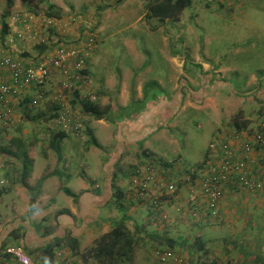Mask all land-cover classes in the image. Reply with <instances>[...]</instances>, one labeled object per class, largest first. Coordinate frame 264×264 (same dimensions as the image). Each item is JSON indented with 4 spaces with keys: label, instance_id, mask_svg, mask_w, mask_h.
Wrapping results in <instances>:
<instances>
[{
    "label": "rangeland",
    "instance_id": "374dc122",
    "mask_svg": "<svg viewBox=\"0 0 264 264\" xmlns=\"http://www.w3.org/2000/svg\"><path fill=\"white\" fill-rule=\"evenodd\" d=\"M9 1L11 5L8 8ZM147 2L148 0H0V39L6 35L11 36L9 27L7 34L1 35L2 15L5 10L10 13L6 21L10 18L14 24H19L13 20L15 15L26 13L37 16L34 20L41 23V36L49 38L56 34L60 36V42L56 43L72 45L86 39L91 34L94 37L90 59L87 58L89 59V75H86L87 90L95 93L98 89H102L105 94L102 99L103 104L98 102V97L96 103L102 107L110 105L111 109L103 118V123L96 118H90L87 123V120L84 121V128L88 124L99 145L90 143L88 135H84V129L80 135L83 138L77 137L81 140L77 143L86 144L88 151L80 152L81 150L68 147L74 140L72 136H66L60 142L62 159H59L61 165H58L57 171L62 174L60 181L65 185L67 183L64 177L66 176L64 169L66 164L70 165L66 169L70 176H74L77 171L79 177L86 182L92 180L102 185L107 175L104 163L108 160L111 146L116 143L114 137L116 122L147 108V101L152 98L167 100L178 94L182 99L181 106L172 109V111L175 110L174 115L171 113L166 123L159 125L146 141L148 143L145 146L160 156L148 150H145L147 151L145 155L140 154L141 158L146 160V165H151V162L156 164L159 173H165L171 165L162 158L166 160L175 158L174 161H176L179 157L182 166L193 165L195 169L201 168L209 153L208 143L215 138L216 131L222 126L226 125V129L233 128L236 115H239L240 121H243L245 117H250L247 119L252 121L251 124L264 118V109L259 105L260 101L253 95L248 96L243 93L246 83L252 78L253 86L258 83L264 85V0H235L223 7L219 5L207 7L193 0L176 21L170 19L159 21L156 18L146 17ZM47 3L59 9L60 18L56 19L54 24L45 26L42 19L46 17L44 10ZM49 46L53 47V44L49 42ZM174 58L181 59L182 65L177 66ZM204 64H207L208 69L211 70L221 68L222 74L218 75V79L223 76L228 83L219 93L210 95L209 98H212L210 101L201 98L197 103L192 99L189 104H186L187 90L192 89L197 93L201 89L200 86L212 74L210 70L204 71ZM59 79L56 74L51 76L47 85L42 88L44 96L48 95L50 98L61 81ZM121 85L128 86L127 92L135 95L136 98L133 97L124 103V99L119 96ZM49 106V103H44V107L39 109V112L43 111L46 115ZM14 108L17 122L5 132L8 133L6 136L4 133L1 137L21 136L26 143L31 145L29 149L31 157L34 158V170L42 172L46 165H51L53 158L58 160L55 151L47 146L52 131L57 130L49 129L47 118L40 117L35 121H27L21 115V106L16 104ZM70 155L72 156L71 161L69 160ZM122 160L124 163L120 164L119 161L117 165L118 167L123 166V170L130 168L133 164L128 157L127 163L126 160ZM135 164V169H142L140 161L133 165ZM118 167L112 168L114 173H117L116 176H119V172L120 174L123 172ZM0 168V188L3 189L0 194V213H7L11 217L10 214L15 213V210L11 207L7 209L6 204L11 197L6 193L10 188L22 187L14 181L17 175V163L0 156ZM175 169L177 171L171 179L175 182H180L181 176L187 181V178L192 179V176L196 175L186 167L181 169L177 165ZM134 170L130 174L128 172L122 179L129 177L130 182ZM5 171L9 172L6 184L3 183L6 178L4 177ZM29 178L28 183L34 185L36 182L33 180L30 182ZM47 181L45 184L42 182L40 186L37 205L42 207L47 204V199L42 200L41 198L44 192L48 198H55L58 206H67L68 196L64 192L55 193L57 180L50 178ZM150 185L148 182L147 186L153 190ZM26 193H28L27 190ZM149 193L148 196L152 194V192ZM128 199L131 201L132 198L128 196ZM143 203L150 213L148 203ZM47 213L51 214L49 210H46L43 215ZM22 216L28 219V213ZM48 219L49 217L41 222V225L50 224ZM151 222L154 228L162 229V222L158 218H154ZM126 224L130 229H134V222L126 221ZM154 228H150V234L147 235L153 234ZM155 235L159 238L147 236L145 242H143L144 239L138 238L133 261L129 264H176L173 260L162 261L156 256L155 250L165 247H170L169 249L175 255L188 259L190 264H196L195 261H190L188 257L177 252V248L174 249L164 243L161 234ZM246 241L252 243L254 248L264 255V219L261 216L254 220L251 234L244 242ZM13 242L14 240L9 237L6 241L4 240L7 247L0 250V262L3 261V264H16L6 256L8 247L21 246L12 245ZM89 246L91 245L86 248ZM69 259L72 264L80 263L77 257ZM227 260L239 264L230 258Z\"/></svg>",
    "mask_w": 264,
    "mask_h": 264
},
{
    "label": "crops",
    "instance_id": "0c3cea01",
    "mask_svg": "<svg viewBox=\"0 0 264 264\" xmlns=\"http://www.w3.org/2000/svg\"><path fill=\"white\" fill-rule=\"evenodd\" d=\"M232 1L235 0H228L225 3H221L219 6H228V4L232 3ZM204 6H216V4ZM35 18H37V16H35ZM11 21L12 20H10V18L6 21L11 36L6 35L0 39V57L7 56L10 59L21 60L23 62L31 61L33 58H37L38 55L40 57L45 52L46 48L43 51H40L37 46H40L41 44H35L33 39L28 40L26 32H23L24 34L22 36L16 37V33L13 32L14 30L18 29L19 26L21 28V25L14 24ZM30 24H32V22ZM31 27L33 29V32L31 33L36 32L37 36L42 32V26L39 21L34 20ZM82 41L77 42L76 45ZM90 55L91 53L87 58L90 59ZM89 59H87L86 66L87 75H89ZM174 59L175 63H177V66L182 65L183 61L181 59ZM203 66L204 71L208 72L210 70V73L212 74L207 78L208 80L200 86L201 89L198 90L197 93H195L192 89L187 90L188 95L186 96L185 100L186 104H189V101L192 99V101L195 100L197 103L201 100V98L202 100L210 101L212 98H209V96L219 93L223 86L228 83L225 81V77L223 76L218 79V75L222 74L221 68H214L211 70L208 69L207 64H204ZM55 74L61 79L59 72L51 73V75ZM3 76H5V72L4 69L2 70L0 67V77ZM58 84L54 91L59 89ZM252 84H254L253 78L246 83L243 93L248 96L253 95V97L260 101L259 105L263 107L262 109H264V85L258 83L253 86ZM119 88L121 91L119 96L121 99H124V103H127L133 97L134 99L136 98L135 95H130L129 92H127L128 86L121 85ZM102 91V89H98L97 92H95L100 104H103L102 99L105 97V94H103ZM99 93L101 94L99 95ZM70 98L68 97L69 102L73 104V101H70ZM181 100L182 99H180V95L178 94H175L173 98H168L167 100H162L161 98H152L150 101H147V108L137 111L136 113H132L130 117L116 122L114 130L116 143L111 146L113 149L110 148L108 160L104 163V168L107 172V175L104 178L102 185L100 183H95L92 180H87L86 182V180H83L79 177V173L77 171H75V177L70 176V173L66 170L70 166L69 164L64 166L66 171V176L64 177L66 178L65 180L67 183L66 185L63 184L60 181L63 176L60 174V171H57L61 160H56V158H53L51 165H46V170L44 169L42 172H36L33 168L32 174L29 178L30 182L31 180L36 182L37 179L41 178L42 176L45 177L43 184H45V182L50 178L56 179L57 187L55 193L64 192L63 189L68 188L73 193V195L71 196L64 192L68 196V204L67 206H58V201L55 198H48V195L44 194L43 192L41 198L42 200L47 199V204L42 207L41 205H37V199L39 197L38 195L35 198L34 203L36 210L31 214H28V219H25L22 215L28 213L30 197L28 193H26V189H24V187H17L16 189L10 188L6 194H9L11 199L7 201L6 207L7 209H10L11 207L13 210H15V213L12 212V214H10L12 215L11 217H9L7 213H0V250H2V242L8 239V234L12 229H17L18 233L21 234V237L14 241L12 245L19 244L25 249H36L48 239H50L53 235L63 237L68 234L70 236L76 237L79 240L80 249L82 250L86 248V246L91 245L98 236L108 231L112 223L123 216H127V222L132 221L137 225L143 226V229H145L147 232H150V228H154L151 226V220H153L154 217L152 213H148L143 202L148 203L152 194L159 195L163 189L158 186H154L153 183H150V186L153 190L150 189L152 194L148 196V198H146L141 203L134 201L133 199L130 201L128 199L129 195H127L130 186L129 177H126L127 179H122V177H125L128 172L130 174V172L136 168V164L133 165L135 162L140 161L142 164L140 167L142 169H145V167L148 166V164L146 165V160L140 156V154L147 152H145V150L152 151L154 154H158L157 152L145 146L148 143L146 141L150 134L156 131V128L159 127V125L166 123L165 121L171 117V113L174 115L175 110L172 111V109H175L177 106L180 107L182 103ZM154 101L156 102L154 103ZM49 110L50 106L48 107V111ZM256 110L258 111V109ZM87 115L88 114H85L87 120L86 123L90 118H94L91 115H89L90 117ZM247 118L250 117H245L244 120H248ZM98 121L101 123L104 122L103 118L98 119ZM248 122V124L252 123V121ZM256 122H264V118L254 121L253 124ZM86 128L91 130L88 124L85 128L83 125L79 136H76L72 133H66L67 136L74 137V140L71 141V144H69L68 147L79 151L81 150L80 152L89 150V148H86V144L80 145L77 143L81 141L77 137H80L83 129L85 132ZM225 130L226 125L222 126V128H219L216 132L217 134H227ZM91 133V136L96 142V144L93 145H99V142L95 138L96 136L92 130ZM217 134H215V137ZM84 135H87L86 132ZM82 138L83 136L80 137V139ZM158 156L160 155L158 154ZM127 157L132 161L133 164L130 165V168L123 170V166L120 165L118 167L117 162L120 161V164H123L124 162L122 159L125 161ZM71 158L72 156L70 155V161L72 160ZM162 159L166 160V158ZM178 160V166H180L181 169L186 167L189 168L190 171L196 172V169L193 167V165L182 166L180 164L179 157ZM113 167H118V169L123 172L121 174L119 172V176H116L117 173H114L112 169ZM150 167L155 168L153 177L159 179V176L164 174L159 173L156 164ZM175 167L176 166L170 165L165 172L171 177L170 180L172 179V175H174L177 171ZM192 178H195V176L193 175ZM176 184L178 187L177 193L179 196L175 200H172L170 202L171 204L164 206L165 210H167L166 212L168 213L169 219L164 226H161L162 229L157 227L153 229L156 231L155 234H161L164 238L166 237L165 240L171 243L174 249L177 248V252L188 257L190 261H195L196 264H203L204 259L209 256L216 258L220 264H223L224 261L229 258L239 262V264H264V255L262 252H258L256 250L257 248H254L252 243L247 241L244 242L245 239L247 237L249 238V235L251 234L254 220L259 216L264 219V198L261 195L258 193H251L249 191L241 192L228 189L220 202L219 209L221 219L216 221L212 220L208 216L203 205L196 207V210L198 211L196 217H191L184 211L180 214L176 212L174 207H183L185 204L188 182L185 180V177L181 176L180 182L176 181ZM115 187L119 188L123 192L122 203L124 207L122 209L118 208L115 202L111 203V201H114L113 196ZM110 203L111 205H109ZM46 210H49L51 214L47 213L46 215H43ZM47 217H49L48 220H50V224H45L44 227L41 225V222H44ZM46 226H50L51 228L47 229ZM6 247L7 246L5 245L4 248ZM259 250L261 251V249ZM68 252L69 251H66L63 256L59 257L57 263L55 264H72L68 257L65 259V256L68 254ZM3 263V261L0 262V264Z\"/></svg>",
    "mask_w": 264,
    "mask_h": 264
},
{
    "label": "built area",
    "instance_id": "2783aa9c",
    "mask_svg": "<svg viewBox=\"0 0 264 264\" xmlns=\"http://www.w3.org/2000/svg\"><path fill=\"white\" fill-rule=\"evenodd\" d=\"M196 1L204 5H220L228 0ZM34 19L35 16L26 13L13 16V20L21 25V28L19 26L14 33L18 37L26 32L28 40L33 39L35 44L46 45L45 52L39 58L28 62L13 60L7 56L0 57V67L5 72V76L0 77V137L17 122L14 108L16 104L24 106L25 110L27 108L35 112L46 102L50 105L45 117L49 129L79 136L86 120L82 111V102L97 101L96 94L87 90L85 76L87 57L94 46V37L91 34L78 45L56 43L60 42V36L56 34L44 38L41 36L42 32L38 36L36 32L31 33ZM55 20L45 17L42 23L48 26L54 24ZM49 42L53 47L49 46ZM52 72H59L61 81L59 89L53 91L52 95L49 94L51 95L49 98L48 95L44 96L42 88L51 78ZM68 97H71L70 101H73V104L69 102ZM225 131L227 134L218 133L208 143L209 153L202 167L196 169L195 178L192 180L187 178L185 204L183 207H174L179 214L184 211L187 215L196 217L198 214L196 207L203 205L212 220L221 219L220 202L228 189L258 193L264 198V122L250 123L241 128L233 126ZM174 160H165V162L173 166L179 165V160ZM153 165L151 162L148 168L134 170L127 195L134 201H144L150 194L148 182L163 189L159 195H151L148 209L154 218L166 223L169 217L164 206L178 198V187L166 173L161 174L159 179L153 177L155 169L150 167ZM7 252L20 264H36L21 246L8 247ZM155 254L162 261L173 260L176 264H190L188 259L175 255L169 248L157 250ZM203 264L220 263L216 258L209 256L204 259ZM224 264L234 263L226 260Z\"/></svg>",
    "mask_w": 264,
    "mask_h": 264
},
{
    "label": "trees",
    "instance_id": "16d2710c",
    "mask_svg": "<svg viewBox=\"0 0 264 264\" xmlns=\"http://www.w3.org/2000/svg\"><path fill=\"white\" fill-rule=\"evenodd\" d=\"M192 1L193 0H148L145 5V16L148 18H156L159 21H163L164 19L176 21L182 11L191 5ZM10 5L11 2L9 1L7 7L9 8ZM46 6L47 7L44 10V14L47 18H60L59 9H56L51 3H47ZM34 12L38 14L37 11ZM9 14V11L5 10L2 15V36L7 34L8 25L6 23V18L9 16ZM50 32L52 34L54 33L53 31ZM37 48L40 51H43L46 48V45L41 44L40 46H37ZM85 74L87 75V70H85ZM75 96H77V92H75ZM81 105L82 111L85 114L91 115L96 119L104 118L111 109L110 105H105L102 107L98 103H93L88 100H84ZM21 109V115L23 119L27 121H35L40 117L45 118L46 116L44 112H39V110L33 113L31 109L26 108L25 110L24 106H22ZM240 120L241 119L239 115L234 117L233 124L236 128L246 127L249 123L248 120ZM85 132L89 136L90 143L96 144L95 139L91 136V130L86 128ZM66 136V133L63 131H52L48 139L47 146L55 151L58 160L61 158L59 147L60 142ZM1 140L2 143H0V156L11 160V162L16 161L17 175L15 176L14 181L19 183L27 190L30 197L28 214H31L36 210V207H34L35 198L40 194V186L45 177L42 176L39 178L34 185L28 183L27 179L32 172L34 158L30 155L29 147L31 145L28 142L26 143V141L21 136H8V138L0 137V141ZM5 167L7 168L8 165ZM8 176L9 172L5 171L4 177H6V181L4 180L3 183L8 181ZM2 190L3 189L0 188V194L2 193ZM63 190L65 193L71 196L73 195V193L68 188H64ZM113 198L117 207L122 209L124 207L122 203V190L115 187ZM126 221L127 216H123L117 221H114L108 231L98 236L93 241L91 246L85 248L84 250L80 249L79 240L76 237L70 236L68 234L63 237L53 235L50 239H48L36 249H25L23 247L22 249L26 255H28L36 264H55L57 263L58 258L63 256L66 251H69L66 255L68 258H78V262H80L78 264H129L133 261L138 238L140 240L144 239L143 242H145V237L147 236L158 238L159 236L154 234L156 231H153V234L151 235H147L150 234V232L148 233L143 229V226L137 224H134V229H130L126 224ZM166 223H162V226H164ZM8 237L16 241L21 237V234L18 233L17 229H12L8 234ZM165 238H162L164 243L172 247V244L166 241ZM5 245L6 244L2 242V248H4ZM166 248L170 247H165L163 249ZM157 250L162 249H156L155 252ZM6 256L10 257V259H12L15 263L20 264L10 254L7 253ZM66 256L65 259H67Z\"/></svg>",
    "mask_w": 264,
    "mask_h": 264
}]
</instances>
